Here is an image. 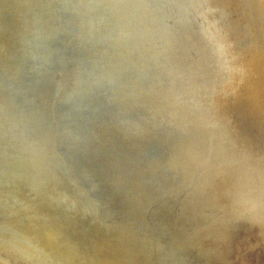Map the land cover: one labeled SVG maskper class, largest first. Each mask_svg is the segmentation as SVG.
Here are the masks:
<instances>
[{
  "label": "rangeland",
  "instance_id": "1",
  "mask_svg": "<svg viewBox=\"0 0 264 264\" xmlns=\"http://www.w3.org/2000/svg\"><path fill=\"white\" fill-rule=\"evenodd\" d=\"M263 15L264 0H0V116L16 114L13 118L18 119L22 115L28 118L32 132L45 152L46 166L53 178L51 186L44 192H37L34 183L28 181L19 184L17 189L0 184V263L80 264L81 261L83 264H110L108 261H112L111 264H264ZM213 45L215 50L210 48ZM204 47L211 53L209 56L214 57L209 58ZM252 51L256 53L253 56ZM249 54L251 58H248ZM201 56L211 63H206ZM171 57L179 66H193L194 72L185 73V79L189 83L192 81L190 90L188 88L192 97L198 93V86L199 89L209 88L210 92L206 91L209 99L203 98L205 91L200 90L202 97L199 93L193 99L195 102L190 103L198 110L194 114L190 110L192 115L184 107L180 110L170 108V113L166 112L172 104L170 86L173 81H169L172 77L169 72ZM195 59L202 61L201 64ZM223 59L225 65L223 61L220 62ZM197 63L204 65L198 67ZM215 64L218 67L214 68ZM197 67L199 71L203 68L199 74ZM204 67L212 74L204 71ZM217 68L221 70L219 74ZM203 75H206L205 78ZM207 76L213 77L209 79ZM220 77L226 81H223L222 84H226L223 87ZM212 79L219 81L209 83L213 82ZM220 86L222 88L219 89ZM215 87L217 91L213 89ZM199 97L202 100L197 101ZM168 100L171 104L166 102ZM151 105H154V109ZM161 106L165 107L164 110ZM196 106H201V112ZM202 107L206 112L209 107L208 112L203 113ZM134 135L146 139L137 143L132 140L131 136ZM165 138L167 142L163 140ZM180 146H189L192 152V158L183 165L170 162L175 147H178V152L183 151L184 147L180 149ZM12 157L9 148L1 149V162ZM260 168L263 172L259 171ZM240 169L238 174L237 170ZM231 173L237 175L233 186L238 184L241 190L245 187L244 196L251 197L247 199L251 202L249 205H255L251 209L252 214L250 206L245 211L237 212L240 211L238 207L241 202L232 205L235 196L233 186L228 183ZM223 199L226 201L224 209L220 207ZM232 206L237 207L236 210ZM242 212L243 216H240ZM32 225L38 232H43L44 228L47 232L40 234ZM194 225L196 229L202 227L203 232L199 234L202 237L195 234V237H191L192 244H189L186 237L187 234L192 236L190 227ZM47 229L51 237L46 234ZM53 235L56 237L53 238ZM40 237L46 241L42 242ZM48 237L52 239L48 241ZM56 238L63 241L58 240L57 243ZM36 239L42 240V245ZM48 242L49 246L45 247ZM73 249L77 250L78 257ZM69 250L71 252L64 253ZM140 253H144V256ZM56 254L63 258V262ZM67 254L72 255L68 257ZM85 257L86 261L83 259ZM140 258L143 259L140 261ZM89 259L94 260L90 262Z\"/></svg>",
  "mask_w": 264,
  "mask_h": 264
},
{
  "label": "bare ground",
  "instance_id": "2",
  "mask_svg": "<svg viewBox=\"0 0 264 264\" xmlns=\"http://www.w3.org/2000/svg\"><path fill=\"white\" fill-rule=\"evenodd\" d=\"M151 1V0H150ZM177 1V0H176ZM211 1V0H210ZM148 2V1H147ZM146 2V3H147ZM156 2V1H155ZM180 2H181V0H180ZM212 3V2H211ZM218 3V2H217ZM254 3V2H253ZM183 4H181V6H182ZM222 5V4H221ZM214 6V5H213ZM225 6V5H224ZM219 7V6H218ZM53 8V7H52ZM159 8H160V6H159ZM196 8V7H195ZM223 8V7H222ZM128 9V8H127ZM170 9V8H169ZM229 9V8H228ZM234 9H235V7H234ZM253 9V8H252ZM214 10V9H213ZM237 10H239V8L237 9ZM186 11V10H185ZM194 12V11H193ZM231 12V11H230ZM239 13V12H238ZM253 13V12H252ZM196 14V13H195ZM237 14V13H236ZM242 14V13H241ZM233 15V14H232ZM248 15V14H247ZM153 16V15H152ZM246 16V15H245ZM264 16V15H263ZM195 17V16H194ZM199 17V16H198ZM227 17H229V16H227ZM230 18H232V17H230ZM151 19V18H150ZM183 19V18H182ZM226 20H227V18H226ZM230 22V21H229ZM178 23V22H177ZM186 23V22H185ZM241 23V22H240ZM193 24V23H192ZM234 24V23H233ZM224 25H225V22H224ZM262 25V24H261ZM250 26V25H249ZM232 27V26H231ZM264 27V26H263ZM50 28V27H49ZM233 28V27H232ZM237 28V27H236ZM227 29H228V27H227ZM255 29V28H254ZM135 30V29H134ZM138 30V29H137ZM193 30V29H192ZM256 31V30H255ZM33 32V31H32ZM40 33V32H39ZM187 33V32H186ZM46 34V33H45ZM127 34V33H126ZM181 34V33H180ZM194 34V33H193ZM204 34V33H203ZM228 34V33H227ZM230 34V33H229ZM188 35V34H187ZM44 36V35H43ZM125 36V35H124ZM132 36H134V35H132ZM131 36V37H132ZM174 36V35H173ZM184 36V35H183ZM195 36V35H194ZM230 36V35H229ZM232 36V35H231ZM262 36V35H261ZM143 37V36H142ZM191 37V36H190ZM260 37V36H259ZM186 38V37H185ZM231 38V37H230ZM242 38V37H241ZM56 39V38H55ZM143 39V38H142ZM141 39V40H142ZM188 39H190V38H188ZM257 39V38H256ZM140 40V39H139ZM185 40V39H184ZM194 40V39H193ZM192 40V41H193ZM196 40H197V38H196ZM195 40V41H196ZM201 40H203V38L201 39ZM206 40V39H205ZM231 40V39H230ZM250 40V39H249ZM253 40V39H252ZM259 40V39H258ZM122 41V40H121ZM191 41V40H190ZM194 41V42H195ZM233 41V40H232ZM238 41V40H237ZM246 41H248L247 39H246ZM185 42V41H184ZM201 41H199V43H200ZM253 42V41H252ZM131 43V42H130ZM183 43V42H182ZM187 43V42H186ZM206 43H207V41H206ZM209 43V42H208ZM245 43V42H244ZM64 44V43H63ZM127 44V43H126ZM181 44V43H180ZM184 44V43H183ZM193 44V43H192ZM203 44V43H202ZM247 44V43H246ZM245 44V45H246ZM51 45V44H50ZM129 45V44H128ZM137 45V44H136ZM155 45V44H154ZM176 45V44H175ZM178 45V44H177ZM201 45V44H200ZM204 45V44H203ZM207 45V44H206ZM205 45V46H206ZM209 45H212V43L211 44H209ZM261 45V44H260ZM114 46V45H113ZM135 46V45H134ZM148 46V45H147ZM159 46V45H158ZM181 46H182V44H181ZM191 46V45H190ZM202 46V45H201ZM215 45H213V46H210V48L212 47H214ZM227 46V45H226ZM233 46V45H232ZM237 46V45H236ZM142 47V46H141ZM149 47H150V45H149ZM179 47V46H178ZM185 47V46H184ZM187 47V46H186ZM185 47V49H187ZM194 47H196L197 48V46H195L194 45ZM199 47V46H198ZM256 47V46H255ZM138 48H140V46L138 47ZM200 48V47H199ZM214 48H216V47H214ZM213 48V49H214ZM146 49V48H145ZM151 49V48H150ZM185 49H183V50H185ZM189 49V48H188ZM198 49V48H197ZM204 50L206 49L205 47L203 48ZM133 50V49H132ZM135 50V49H134ZM147 50V49H146ZM154 50V49H153ZM160 50V49H159ZM178 50V49H177ZM199 50V49H198ZM202 50V49H201ZM208 50V49H207ZM207 50H205L206 52H208L209 53V51H207ZM212 50V49H211ZM215 50V49H214ZM40 51V50H39ZM143 51V50H142ZM187 51H189V50H187ZM192 51V50H191ZM261 51V50H260ZM124 52V51H123ZM139 52V51H138ZM138 52H136V53H138ZM147 52V51H146ZM172 52V51H171ZM176 52V51H175ZM195 52V51H194ZM198 52V51H197ZM216 52H217V50H216ZM219 52V51H218ZM251 52V51H250ZM258 52V51H257ZM71 53V52H70ZM153 53H154V51H153ZM166 53V52H165ZM177 53V52H176ZM192 53V52H191ZM190 53V54H191ZM199 53V52H198ZM207 53V55L209 56L211 53H209L208 54ZM212 53H214L213 51H212ZM246 53V52H245ZM252 53H253V51H252ZM255 53V52H254ZM254 53L252 54V56L254 55ZM119 54V53H118ZM173 54V53H172ZM181 54V53H180ZM203 54H206V53H203ZM221 54V53H220ZM219 54V55H220ZM234 54V53H233ZM256 54V53H255ZM123 55V54H122ZM126 55V54H125ZM141 54H139V56H140ZM187 55V54H186ZM202 55V54H201ZM215 55H218V54H216L215 53ZM222 55H223V53H222ZM237 55V54H236ZM92 56V55H91ZM142 56H144V55H142ZM164 56V55H163ZM162 56V57H163ZM170 56V55H169ZM183 56V55H182ZM193 56H196V55H193ZM206 56V55H205ZM205 56H203L204 58H205ZM212 56V55H211ZM211 56H209V58L211 57ZM238 56V55H237ZM257 56V55H256ZM261 56V55H260ZM49 57V56H48ZM95 57V56H94ZM134 57V56H133ZM147 57V56H146ZM177 57H179V56H177ZM202 57V56H201ZM202 57V58H203ZM212 57H214V56H212ZM55 58V57H54ZM126 58V57H125ZM183 58V57H182ZM191 58H193V57H191ZM218 58V57H217ZM220 58V57H219ZM248 58H251V55L249 54V56H248ZM253 59H254V57H252ZM48 59V58H47ZM120 59V58H119ZM162 59V58H161ZM187 59V58H186ZM206 59V61L208 60V58H205ZM205 59H201V60H205ZM214 59V58H213ZM213 59H212V61H213ZM221 59V58H220ZM256 59V58H255ZM261 58H259V60H260ZM88 60V59H87ZM97 60V59H96ZM111 60V59H110ZM116 60V59H115ZM135 60V59H134ZM144 60V59H143ZM190 60V59H189ZM196 60V59H195ZM198 60H200V59H198ZM215 60H216V58H215ZM257 60H258V56H257ZM256 60V61H257ZM139 61V60H138ZM147 61V60H146ZM193 61H194V59H193ZM223 61V62H222ZM33 62V61H32ZM43 62V61H42ZM94 62V61H93ZM92 62V63H93ZM117 62V61H116ZM125 62V61H124ZM127 62V61H126ZM143 62V61H142ZM145 62V61H144ZM181 62V61H180ZM179 62V63H180ZM196 62H199L200 64H201V62L200 61H197L196 60ZM210 62V60L209 61H207L206 63H209ZM220 62H222L223 64H224V59L223 60H220ZM219 61H218V63H220ZM260 62V61H259ZM258 62V63H259ZM70 63V62H69ZM132 63V62H131ZM146 63V62H145ZM151 63V62H150ZM149 63V65H151ZM188 63H189V61H188ZM211 63V62H210ZM258 63H257V65H258ZM112 64V63H111ZM122 64H124V63H122ZM170 64H171V66H170V73H171V75H172V77L174 78H170L171 80H169V81H173V84H172V86H170V84H169V86L171 87L170 89H171V94H172V98H171V100H172V104L169 102V100L168 101H166L167 103L169 102L171 105H170V107H169V111H166V112H169L170 113V108H173V109H176V110H180L181 109V107L183 108H185L188 112H190L191 113V111H193V114L195 113V112H198V110L197 109H195V107H193L192 105H190V103L192 104V101H194L193 99H194V97L197 95V96H199L198 94L200 93V90L201 91H205L204 93L206 94V96H204L203 98H207V96H210V95H207V93H206V91H208V92H210L209 91V88L208 89H204V88H201V89H199V87L200 86H198V89L197 90H199L198 91V93L197 92H195V93H197V94H195V96L193 95V97L191 96V93H189L188 91L190 90V88L189 87H191L192 86V81L190 82L191 83V86H189V81L188 80H186L185 78H187V77H185V73H189V72H194V68H193V66L192 65H190V66H192V67H190V68H186L184 65H182L181 66V64H180V66H179V64L175 61V59L173 58V57H171L170 58ZM192 64H194V63H192ZM198 64V63H197ZM197 64H195V66H197ZM200 64H198L199 66L198 67H201L202 65H204L203 63H202V65L200 66ZM221 64V63H220ZM220 64H218L219 66H221ZM252 64V63H251ZM260 64H261V66H262V62H260ZM59 65V64H58ZM61 65V64H60ZM82 65V64H81ZM103 65V64H102ZM125 65V64H124ZM123 65V66H124ZM135 65V64H134ZM206 65V64H205ZM225 65V64H224ZM254 65V64H253ZM57 66V65H56ZM112 66V65H111ZM116 66V65H115ZM119 66H121V64L119 65ZM118 66V67H119ZM151 66H153V65H151ZM155 66V65H154ZM194 66V67H195ZM211 66V65H210ZM214 66V65H213ZM264 66V65H263ZM80 67V66H79ZM93 67V66H92ZM98 67V66H97ZM169 67V66H168ZM197 67V73L198 72H201V70L203 69V68H200L201 70L199 71V68ZM203 67V66H202ZM206 67H208V64H207V66ZM215 67H218V66H216V64H215V66H214V68ZM222 67V66H221ZM152 68H154V67H152ZM214 68H212V69H214ZM225 68V67H224ZM255 68H257V66L255 67ZM259 68H260V66H259ZM109 69H111V68H109ZM169 69V68H168ZM219 68H217V73L219 74V72L221 71L220 69L218 70ZM222 69H223V67H222ZM262 69V68H261ZM83 70V69H82ZM139 70V69H138ZM141 70V69H140ZM260 70V69H259ZM116 71V70H115ZM131 71V70H130ZM147 71V70H146ZM204 71H207L206 69H205V67H204ZM213 71V70H212ZM216 71V70H215ZM219 71V72H218ZM222 71H224V70H222ZM226 71V70H225ZM261 71V70H260ZM120 72H121V70H120ZM123 72V71H122ZM129 72V71H128ZM142 72V71H141ZM196 72V71H195ZM207 72H209V71H207ZM211 72V71H210ZM208 73V74H212V72L211 73ZM138 73V72H137ZM148 73V72H147ZM159 73V72H158ZM203 73H205V72H203ZM224 73H226V72H224ZM229 73V72H228ZM184 74V75H183ZM199 74V73H198ZM198 74H196L197 76H198ZM205 74H207V73H205ZM221 74V73H220ZM76 75V74H75ZM140 75V74H139ZM146 75V74H145ZM170 75V74H169ZM192 75V74H191ZM194 75H195V73H194ZM213 75H214V73H213ZM221 75H223V74H221ZM220 75V76H221ZM262 75V74H261ZM122 76V75H121ZM187 76V75H186ZM200 76H202V74L200 73ZM204 76V75H203ZM206 76V75H205ZM205 76H204V78H205ZM260 76V75H259ZM263 76V75H262ZM81 77V76H80ZM113 77H115L114 75H113ZM146 77H147V75H146ZM162 77H163V75H162ZM208 78L210 77V76H207ZM213 76H211L210 78H212ZM216 77H217V74H216ZM218 77H219V75H218ZM261 77V76H260ZM9 78V77H8ZM121 78V77H120ZM143 78V77H142ZM208 78H206L207 80H208ZM209 78V79H210ZM215 78V77H214ZM259 78V77H258ZM95 79V78H94ZM193 79V78H192ZM194 79L196 80V82H199V81H197V80H199V79H197V78H195L194 77ZM205 79V80H206ZM221 79H222V77H220V81H221ZM223 79H225L224 77H223ZM222 79V81H221V84L223 83V80ZM227 79V78H226ZM6 80V79H5ZM141 80V79H140ZM206 80V81H207ZM216 80V79H215ZM229 80V79H228ZM227 80V81H228ZM235 80V79H234ZM7 81H8V79H7ZM6 81V82H7ZM168 81V82H169ZM201 81V80H200ZM211 81H213V82H209V83H215V82H218L219 81V79H217V81H214V79H212ZM4 82V81H3ZM126 82V81H125ZM156 82V81H155ZM193 82H195V81H193ZM224 82H226V81H224ZM9 83H11V81L9 82ZM154 83V82H153ZM208 83V82H207ZM207 83H204V84H207ZM231 83V82H230ZM5 84V83H4ZM7 84V83H6ZM12 84V83H11ZM135 84V83H134ZM141 84V83H140ZM144 84V83H143ZM201 84V83H200ZM202 84H203V82H202ZM201 84V85H202ZM219 84H220V82H219ZM219 84H217V86L219 85ZM225 84V83H224ZM224 84H222V87H223V85ZM233 84H234V82H233ZM149 85V84H148ZM160 85V84H159ZM159 85H157L158 86V88H159ZM194 86H195V84H193ZM196 85H197V83H196ZM226 85V84H225ZM115 86V85H114ZM134 86V85H133ZM169 86H168V88H169ZM203 86V85H202ZM205 86H207L208 87V85H205ZM211 86V85H210ZM209 86V87H210ZM214 86H216V85H214ZM216 86V87H217ZM235 86V85H234ZM8 87V86H7ZM111 87H113V86H111ZM136 87V86H135ZM204 87V86H203ZM213 87V86H212ZM216 87L215 88H213V89H216ZM221 86L219 87V89L220 88H222ZM142 88H143V86H142ZM188 88H189V90H188ZM218 88V87H217ZM227 88L229 89V87L227 86ZM226 88V89H227ZM231 88V87H230ZM12 89H13V86H12ZM145 89H146V87H145ZM166 89V87H164V89H162V91L163 90H165ZM169 89V90H170ZM195 89H196V86H195ZM212 89V88H211ZM7 90V89H6ZM192 90H193V88H192ZM218 89H216L215 91H217ZM223 90H224V88H223ZM243 90V89H242ZM10 91V90H9ZM14 91H15V88H14ZM96 91V90H95ZM117 91V90H116ZM159 91V90H158ZM167 91V90H166ZM213 91V90H212ZM222 91V90H221ZM229 91V90H228ZM13 92V91H12ZM17 92V91H16ZM165 91H163V93H164ZM218 92H220V91H218ZM217 92V93H218ZM241 92V91H240ZM24 93V92H23ZM141 93V92H140ZM155 93H157V92H155ZM193 93H194V90H193ZM204 93H203V95H204ZM212 93V92H211ZM222 93V92H221ZM9 94V93H8ZM17 94V93H16ZM21 94H22V92H21ZM26 94H28V92L26 93ZM71 94V93H70ZM77 94V93H76ZM75 94V95H76ZM125 94V93H124ZM150 94V93H149ZM154 94V93H153ZM160 94V93H159ZM166 95H167V93H165ZM201 94V96L200 97H202V93H200ZM215 94V93H214ZM219 94V93H218ZM231 94V93H230ZM229 94V95H230ZM7 95V94H6ZM17 95H20V94H17ZM139 95V94H138ZM141 95V94H140ZM156 95V94H155ZM224 95V94H223ZM226 95H228V94H226ZM30 96V95H29ZM86 96V95H85ZM145 96V95H144ZM161 96V95H160ZM167 96H170L171 97V95H167ZM215 96V95H214ZM217 96V95H216ZM215 96V97H216ZM235 96V95H234ZM13 97V96H12ZM19 97V96H18ZM22 97V96H21ZM20 97V98H21ZM28 97V96H27ZM64 97V96H63ZM76 97V96H75ZM154 97V96H153ZM152 97V98H153ZM158 97V96H157ZM156 97V98H157ZM199 97V99H197V101L198 100H200L201 98ZM24 98H26L25 97V95H24ZM23 98V99H24ZM62 98V97H61ZM145 98V97H144ZM149 98V97H148ZM151 98V99H152ZM155 98V97H154ZM161 98V97H160ZM169 98V97H168ZM197 98V97H196ZM205 98V99H206ZM210 97H208L207 99H209ZM212 98V97H211ZM225 98H226V96H225ZM9 99V98H8ZM22 99V100H23ZM32 99V98H31ZM165 99H167L166 97H165ZM206 99V100H207ZM213 99V98H212ZM27 100V99H26ZM116 100V99H115ZM122 100V99H121ZM138 100H140V99H138ZM196 100V99H195ZM202 100V99H201ZM237 100V99H236ZM9 101V100H8ZM19 101H21V99L19 100ZM19 101H15V102H18L19 103ZM24 101H25V99H24ZM24 101H22V102H24ZM59 101V100H58ZM145 101H146V99H145ZM213 101V100H212ZM10 102H11V100H10ZM33 103H34V100L32 101ZM60 102V101H59ZM164 102V101H163ZM195 102V101H194ZM200 102V101H199ZM202 102V101H201ZM200 102V103H201ZM206 102V101H205ZM215 102V101H214ZM246 102V101H245ZM3 103V102H2ZM14 103V102H13ZM17 103V104H18ZM27 103H29V102H27ZM58 103V102H57ZM102 103V102H101ZM110 103V102H109ZM109 103H107V104H109ZM155 103H157V102H155ZM154 103V104H155ZM165 103V102H164ZM216 103V102H215ZM24 103H22L21 105H23ZM30 104H31V102H30ZM29 104V105H30ZM99 104V103H98ZM127 104V103H126ZM135 104V103H134ZM139 104V103H138ZM158 104V103H157ZM199 103H197V105H198ZM203 104V103H202ZM206 104H207V102H206ZM26 105V104H25ZM28 105V104H27ZM26 105V106H27ZM137 105V104H136ZM162 105V104H161ZM194 106H195V104H193ZM208 105H210V103L208 104ZM225 105V104H224ZM10 106H12V105H10ZM14 106V105H13ZM16 106V105H15ZM14 106V107H15ZM18 107H19V105H17ZM35 106V105H34ZM33 106V107H34ZM91 106V105H90ZM139 106V105H138ZM154 106V105H153ZM153 106L151 105V107H152V109H154L153 108ZM163 106V105H162ZM161 106V107H162ZM165 106V105H164ZM215 106V105H214ZM213 106V107H214ZM21 108H22V106H20ZM33 107H32V109H33ZM84 107V106H83ZM102 107V106H101ZM121 107V106H120ZM158 107V106H157ZM167 107V106H166ZM196 107H198V106H196ZM199 107H201V106H199ZM198 107V108H199ZM212 107V106H211ZM2 108V107H1ZM30 108V107H29ZM136 108V107H135ZM159 108V107H158ZM165 108V107H164ZM164 108L162 107V109L164 110ZM183 108V109H184ZM190 108V109H189ZM204 107H202V109H203ZM209 108V107H208ZM207 108V112H208V109ZM230 108V107H229ZM19 109V108H18ZM110 109V108H109ZM167 109V108H166ZM6 110V109H5ZM14 110H16V109H14ZM29 110V109H28ZM117 110V109H116ZM163 110H162V112H163ZM191 110V111H190ZM199 110H200V108H199ZM206 110V109H205ZM217 110V109H216ZM239 110V109H238ZM24 110H21L20 112H23ZM33 111V110H32ZM71 111V110H70ZM152 111V110H151ZM159 111V110H158ZM186 111V112H187ZM218 111V110H217ZM6 112V111H5ZM7 112H8V110H7ZM142 112V111H141ZM173 112V111H172ZM171 112V113H172ZM184 112V111H183ZM185 112V113H186ZM200 112H201V110H200ZM203 113L204 112H206V111H204V109H203V111H202ZM206 112V113H207ZM17 113V112H16ZM30 113V112H29ZM28 113V114H29ZM189 113V114H190ZM217 113V112H216ZM220 113V112H219ZM218 113V114H219ZM241 113V112H240ZM19 114V113H18ZM89 114V113H88ZM155 114V113H154ZM164 114V113H163ZM181 114V113H180ZM201 114V113H200ZM217 114V115H218ZM227 114V113H226ZM16 115V114H15ZM14 115V116H15ZM20 115V114H19ZM25 115V114H24ZM27 115V114H26ZM32 115H34V114H32ZM36 115V114H35ZM172 115V114H171ZM177 115V114H176ZM191 115H192V113H191ZM197 115H198V113H197ZM221 115V114H220ZM254 115V114H253ZM14 116H12V114H9V115H1L0 116V153H1V149L3 148V147H7V148H9L10 150H11V153H12V158H8V159H4V160H2V162L0 161V184H2V183H4V184H8L9 186H11V188H18L19 187V184H21L22 182L23 183H25V182H33L34 184V186L36 187L35 188V190H38L37 192H44V191H47L46 189H48L50 186H51V179H53V178H51V175H50V172L48 171V169H47V166H46V155H45V152L41 149V147H40V144H39V141L36 139V137H35V133L34 132H32V127H31V124H30V121L28 120V118H24V117H22L21 116V118H13ZM28 116V115H27ZM70 116V115H69ZM105 116V115H104ZM111 116V115H110ZM173 116V115H172ZM182 116V115H181ZM201 116V115H200ZM205 116V115H204ZM207 116V115H206ZM257 116V115H256ZM26 117V116H25ZM34 117V116H33ZM37 117V116H36ZM151 117V116H150ZM159 117V116H158ZM189 117V116H188ZM191 117V116H190ZM195 117V116H194ZM197 118L199 117V116H196ZM217 117V116H216ZM219 117V116H218ZM232 117V116H231ZM13 118V119H12ZM38 118V117H37ZM184 118V117H183ZM203 118V117H202ZM227 118V117H226ZM89 119V118H88ZM100 119V118H99ZM145 119V118H144ZM191 119V118H190ZM220 119V118H219ZM235 119V118H234ZM33 120V119H32ZM127 120V119H126ZM143 120V119H142ZM173 120V119H172ZM179 120V119H178ZM200 120V119H199ZM202 120V119H201ZM218 120V119H217ZM35 121H36V119H35ZM111 121V120H110ZM161 121V120H160ZM206 121H208V120H206ZM213 121V120H212ZM219 121V120H218ZM235 121V120H234ZM38 122H39V120H38ZM112 122V121H111ZM128 122V121H127ZM161 122H163V121H161ZM244 122V121H243ZM40 123V122H39ZM107 123V122H106ZM154 123V122H153ZM175 123V122H174ZM258 123V122H257ZM130 124V123H129ZM202 124V123H201ZM242 124V123H241ZM35 125V124H34ZM151 125V124H150ZM200 125V124H199ZM235 125V124H234ZM234 125H233V127H234ZM249 125V124H248ZM259 125V124H258ZM138 126V125H137ZM215 126V125H214ZM34 127V126H33ZM36 127H37V125H36ZM40 127V126H39ZM38 127V128H39ZM211 127V126H210ZM217 127V126H216ZM219 127V126H218ZM232 127V126H231ZM124 128V127H123ZM149 128H151V127H149ZM207 128V127H206ZM236 128V127H235ZM38 130V129H37ZM131 130H132V128H131ZM205 130V129H204ZM210 131V130H209ZM223 131V130H222ZM225 131V130H224ZM153 132V131H152ZM170 132V131H169ZM217 132V131H216ZM226 132V131H225ZM195 133V132H194ZM239 133V132H238ZM244 133V132H243ZM127 134H128V132H127ZM187 134V133H186ZM196 134H198V133H196ZM212 134V133H211ZM226 134V133H225ZM151 135V134H150ZM233 135V134H232ZM128 136H129V134H128ZM202 136V135H201ZM258 136H259V134H258ZM132 137V140L133 141H135V142H143L144 140L143 139H146L145 137H143V136H136V135H134V136H131ZM148 137L149 136H147V139H148ZM152 137V136H151ZM154 137V136H153ZM152 137V138H153ZM157 137V136H156ZM155 137V138H156ZM163 137H165V136H163ZM188 137V136H187ZM205 137V136H204ZM228 137V136H227ZM230 137V136H229ZM235 137V136H234ZM38 138V137H37ZM128 138V137H127ZM202 138V137H201ZM223 138V137H222ZM247 138V137H246ZM151 139V138H150ZM157 139V138H156ZM227 139V138H226ZM230 139H231V137H230ZM229 139V140H230ZM131 140V139H130ZM161 140V139H160ZM163 140H165L166 142H167V140H166V138L165 139H163ZM192 140V139H191ZM223 140V139H222ZM233 140V139H232ZM236 140V139H235ZM150 141V140H149ZM152 141V140H151ZM154 141V140H153ZM152 141V142H153ZM190 142V141H189ZM237 142V141H236ZM134 143V142H133ZM160 143H163V142H160ZM165 143V142H164ZM163 143V144H164ZM196 143V142H195ZM222 142H220V145H222L221 144ZM231 143V142H230ZM230 143H229V145H230ZM234 143V142H233ZM232 143V144H233ZM158 144V143H157ZM162 144V145H163ZM166 145V144H165ZM184 145V144H183ZM185 145H187L186 143H185ZM193 145V144H192ZM219 145V144H218ZM234 145V144H233ZM256 145V144H255ZM246 146V145H245ZM179 147V146H178ZM178 147H175L176 149H175V151H172V154L173 155H171V159H170V162H173V163H175V164H185L186 162H188V159H190V158H192L191 157V150H190V147L188 146H185V147H187L186 149L187 150H185L184 151V149H185V147L184 146H180V149H181V147L183 148L184 147V149H183V151H180V152H178L177 151V148ZM203 147V146H202ZM201 147V148H202ZM238 147V146H237ZM243 147H244V145H243ZM66 148V147H65ZM165 148V147H164ZM173 148H174V146H173ZM192 148V147H191ZM240 148V147H239ZM67 149V148H66ZM195 149V148H194ZM233 149H235V148H233ZM216 150V149H215ZM242 150V149H241ZM250 150V149H249ZM249 150H247V151H249ZM72 151V150H71ZM85 151V150H84ZM162 151V150H161ZM195 151V150H194ZM193 151V152H194ZM235 151H236V149H235ZM238 151V150H237ZM252 151V150H251ZM86 152V151H85ZM165 152V151H164ZM183 152V153H182ZM107 153V152H106ZM235 153V152H234ZM247 153V152H246ZM248 153H250V152H248ZM252 154H254L253 152H251ZM166 154V153H165ZM167 154H169V153H167ZM233 154V153H232ZM252 154H250V155H252ZM258 154V153H257ZM76 155V154H75ZM209 155V154H208ZM226 155V154H225ZM249 155V156H250ZM241 156V155H240ZM244 156H245V154H244ZM254 156V155H253ZM6 157H7V155H6ZM5 156H4V158H6ZM224 157V156H223ZM222 157V158H223ZM229 157V156H228ZM235 157V156H234ZM248 157V156H247ZM252 157V156H251ZM85 158V157H84ZM170 158V157H169ZM221 158V157H220ZM232 158V157H231ZM240 158V157H239ZM161 159V158H160ZM210 159V158H209ZM243 159H244V157H243ZM242 159V160H243ZM250 159V158H249ZM248 159V160H249ZM162 160H163V158H162ZM201 160V159H200ZM208 160V159H207ZM227 159H225V161H226ZM229 160V159H228ZM234 160H235V158H234ZM240 160V159H239ZM255 160V159H254ZM264 160V159H263ZM225 161H223V162H225ZM249 161H251V160H249ZM4 162V163H3ZM85 162V161H84ZM223 162H222V164H223ZM227 162V161H226ZM256 162V161H255ZM254 162V163H255ZM17 163V164H16ZM103 163V162H102ZM191 164H192V161L190 162ZM218 163H221L220 161L218 162ZM233 163V162H232ZM241 163V162H240ZM239 163V164H240ZM94 164V163H93ZM231 164V163H230ZM242 164V163H241ZM89 165V164H88ZM95 165V164H94ZM116 165V164H115ZM217 165V164H216ZM229 165V164H228ZM247 165V164H246ZM250 165V164H249ZM252 165H254L255 167H256V165L255 164H253L252 163ZM193 166H195V164L193 165ZM218 166H220V167H222L220 164L218 165ZM227 166V165H226ZM237 166V165H236ZM241 166V165H240ZM242 166H244L245 167V165H242ZM254 166H251L250 168H252V167H254ZM259 166H260V163H259ZM83 167V166H82ZM180 167V166H179ZM223 167H225V166H223ZM244 167H241V168H244ZM66 168V167H65ZM80 168V167H79ZM181 168V167H180ZM212 168V167H211ZM237 168V167H236ZM240 167H238V169H239ZM259 168V167H258ZM264 168V167H263ZM63 169V168H62ZM87 169V168H86ZM106 169V168H105ZM116 169V168H115ZM171 169V168H170ZM213 169V168H212ZM232 169V168H231ZM244 169H246V168H244ZM253 169V168H252ZM252 169H250V170H252ZM255 169V168H254ZM253 169V170H254ZM262 168H260L259 169V171L261 170ZM67 170V169H66ZM72 170V169H71ZM77 170V169H76ZM96 170V169H95ZM183 170H185V169H183ZM198 170V169H197ZM210 170V169H209ZM218 170H221L220 168L218 169ZM249 170V171H250ZM256 170H257V168H256ZM75 171V170H74ZM93 171V170H92ZM225 171V170H224ZM238 171H241V169L240 170H237V173H238ZM242 171H243V169H242ZM245 171V170H244ZM248 171V170H247ZM246 171V172H247ZM262 171V170H261ZM263 171H264V169H263ZM262 171V172H263ZM85 172V171H84ZM214 172V171H213ZM234 172H235V170H234ZM252 172V171H251ZM257 172H258V170H257ZM256 172V173H257ZM197 173V172H196ZM223 173V172H222ZM226 174L227 173H230V171L229 172H225ZM243 173H245V172H243ZM260 173V172H259ZM100 174V173H99ZM190 174H192V173H190ZM194 174V173H193ZM220 174V173H219ZM239 174V173H238ZM254 174V173H253ZM216 175H218V174H216ZM230 175V174H229ZM241 175H242V173H241ZM249 175V174H248ZM94 176V175H93ZM210 176V175H209ZM218 176H221V175H218ZM223 176V175H222ZM237 176V175H236ZM236 176H235V174H232L231 173V175L230 176H228V180H229V184H231V186H233V183H234V181L236 182ZM250 176V175H249ZM240 177V176H239ZM251 177V176H250ZM259 177H260V175H259ZM264 177V176H263ZM83 178H84V176H83ZM98 178V177H97ZM117 178V177H116ZM225 178V177H224ZM245 178H247V177H245ZM244 178V179H245ZM71 179V178H70ZM76 179V178H75ZM91 179V178H90ZM241 179V178H240ZM250 179V178H249ZM252 179V178H251ZM256 179H257V177H256ZM152 180V179H151ZM225 180H226V178H225ZM237 180H239V179H237ZM241 180H243V179H241ZM261 180H263V179H261ZM149 181V180H148ZM207 181V180H206ZM249 181V180H248ZM253 181V180H252ZM53 182V181H52ZM87 182H88V180H87ZM200 182V181H199ZM216 182V181H215ZM225 182V181H224ZM238 182V181H237ZM240 182H243V181H240ZM239 182V183H240ZM256 182V181H255ZM262 182V181H261ZM264 182V181H263ZM210 183V182H209ZM219 183V182H218ZM227 183V184H228ZM254 183V182H253ZM85 184V183H84ZM217 184V183H216ZM240 184H242V183H240ZM249 184H250V182H249ZM206 185V184H205ZM212 185H214V184H212ZM225 185V184H224ZM238 184H236V186H233V187H231V188H233L232 190H233V193H234V195L233 196H235V201L232 203V205H235V203L236 202H241V204H239V205H241L240 207H238L237 206V204H236V206L238 207V208H240V211H237V212H241V210H243V211H245L246 209H248V207L250 206V210L251 209H253L252 207H255V205L254 206H252V205H249L251 202H249V198H251V197H245L244 195V193H245V187H243L244 189H242V190H244V192L241 190V187L239 188L238 186H237ZM243 185V184H242ZM251 185V184H250ZM249 185V186H250ZM98 186V185H97ZM157 186V185H156ZM222 186V185H221ZM254 186V185H253ZM260 186V185H259ZM94 187V186H93ZM206 187H207V185H206ZM211 187V186H210ZM255 187V186H254ZM204 188V187H203ZM229 188V187H228ZM234 188H236V190H234ZM238 188H239V190H238ZM259 188V187H258ZM13 189V190H14ZM148 189V188H147ZM246 189H248V188H246ZM256 189V188H255ZM241 190V191H240ZM258 190V189H257ZM150 191V190H149ZM249 191H251L250 189H249ZM249 191H247V194H249L248 192ZM161 192V191H160ZM226 192H227V189H226ZM228 192H230V190L228 191ZM252 192V191H251ZM263 192V191H262ZM195 193V192H194ZM225 193V192H224ZM231 193V192H230ZM233 193H231V194H233ZM253 193V192H252ZM255 193V192H254ZM101 194V193H100ZM134 194V193H133ZM145 194V193H144ZM139 195V194H138ZM222 195V194H221ZM250 196H251V194H249ZM253 195V194H252ZM104 196V195H103ZM152 196V195H151ZM202 196V195H201ZM216 196V195H215ZM225 196V195H224ZM227 196V195H226ZM259 196V195H258ZM199 197V196H198ZM212 197V196H211ZM228 197H230V195L229 196H227V198ZM244 197V198H243ZM255 197V196H254ZM254 197H252V198H254ZM110 198V197H109ZM174 198V197H173ZM237 198V199H236ZM131 199V198H130ZM158 199V198H157ZM207 199V198H206ZM225 199V198H224ZM223 199V200H224ZM234 199V197H232V200ZM219 199H217V201H218ZM24 201V200H23ZM41 201V200H40ZM108 201V200H107ZM118 201V200H117ZM207 201V200H206ZM230 200H228L227 202H229ZM252 201H253V199H252ZM255 201V200H254ZM253 201V202H254ZM259 201V200H258ZM25 202V201H24ZM259 202H261V201H259ZM41 203V202H40ZM207 203V202H206ZM216 203H218V202H216ZM220 203H221V201H220ZM20 204H21V202H20ZM119 204V203H118ZM203 204V203H202ZM215 204V203H214ZM219 204V203H218ZM222 204V203H221ZM223 204H224V206H223ZM222 205H220V207L222 206L223 207V209L224 208H226L225 207V205H226V201L224 200V203H223ZM264 204V203H263ZM26 205V204H25ZM228 205V204H227ZM230 205V204H229ZM129 206V205H128ZM217 206V205H216ZM132 207V206H131ZM219 207V208H220ZM236 207V208H237ZM259 207V206H258ZM124 208V207H123ZM230 208H231V206H230ZM232 208H234V210H236V208L235 207H233L232 206ZM245 208V209H244ZM181 209V208H180ZM198 209V208H197ZM229 209V208H228ZM254 209H256V211L258 210L257 208H254ZM123 210V209H122ZM126 210V209H125ZM177 210V209H176ZM210 210V209H209ZM233 210V211H234ZM239 210V209H238ZM261 210V209H260ZM263 210V209H262ZM215 211V210H214ZM218 211H220V210H218ZM230 210H228V212H229ZM231 212H232V210H231ZM181 213V212H180ZM200 213V212H199ZM223 213V212H222ZM225 214H226V212H224ZM254 213L255 212H253V215H254ZM256 213H258V212H256ZM198 214V213H197ZM207 214V213H206ZM235 214H237L236 212H235ZM239 214V213H238ZM237 214V215H238ZM243 214V212L240 214V216H243L242 215ZM246 214H248V213H246ZM251 214H252V210H251ZM261 213L259 212V215H260ZM262 214H263V212H262ZM188 215V214H187ZM228 215H229V213H228ZM233 215V214H232ZM11 216V215H10ZM145 216H147V215H145ZM175 216V215H174ZM254 216H256V215H254ZM254 216H253V218H254ZM13 217V216H12ZM203 217L204 216H202V219H203ZM211 217V216H210ZM221 217V216H220ZM227 217V216H226ZM234 217V216H233ZM250 217H252V216H250ZM259 217V216H258ZM263 217V216H262ZM198 218V217H197ZM196 218V219H197ZM212 218H213V215H212ZM260 219H261V216L259 217ZM258 218V219H259ZM24 219V218H23ZM175 219V218H174ZM177 219V218H176ZM183 219V218H182ZM242 219V218H241ZM71 220V219H70ZM186 220V219H185ZM210 221H211V218L209 219ZM222 220V219H221ZM226 220V219H225ZM225 220H223L224 222H225ZM250 220V219H249ZM262 220H263V218H262ZM15 221H17V220H15ZM24 221V220H23ZM22 221V222H23ZM172 221H173V219H172ZM183 221V220H182ZM187 221V220H186ZM186 221H184V222H186ZM214 221V220H213ZM239 221V220H238ZM245 221V220H244ZM25 222V221H24ZM174 222V221H173ZM202 222V221H201ZM248 222V221H247ZM4 223H6V222H4ZM19 223V222H18ZM192 223V222H191ZM203 223V222H202ZM226 223V222H225ZM231 223V222H230ZM2 224V223H1ZM7 224V223H6ZM17 224V223H16ZM15 224V225H16ZM27 224H29V222L27 223ZM190 224V223H189ZM192 224H196V223H192ZM224 224V223H223ZM8 225V224H7ZM12 225H14V224H12ZM20 225H21V221H20ZM19 225V226H20ZM23 225V224H22ZM182 225H183V223H182ZM184 225H186V224H184ZM191 225V224H190ZM204 225V224H203ZM206 225V224H205ZM227 225V224H226ZM25 226V225H24ZM28 226V225H27ZM29 226H30V224H29ZM29 226H28V229H29ZM35 225H32L31 227L33 228ZM37 226V225H36ZM231 226V225H230ZM3 227V226H2ZM20 227H22V226H20ZM26 227V226H25ZM193 227V228H192ZM192 227H190V229H192V236H191V234H187V237H186V241H187V243H191L192 244V239H191V237H195V234H197V235H199V234H202V232H203V230L201 229L202 227H200V229H199V227L196 229V226L194 225V226H192ZM213 227H214V225H213ZM220 227V226H219ZM243 227V226H242ZM7 228V227H6ZM34 228H36V227H34ZM40 228V227H39ZM207 228V227H206ZM210 228V227H209ZM4 229V228H3ZM45 229V228H44ZM44 229H43V232H47V231H44ZM184 229V228H183ZM245 229V228H244ZM259 229V228H258ZM1 230V229H0ZM7 230V229H6ZM30 230H33V229H30ZM39 230V229H38ZM40 230H41V228H40ZM48 230V229H47ZM176 230V229H175ZM200 230V231H199ZM33 231H35V230H33ZM36 231H37V228H36ZM35 231V232H36ZM190 231V230H189ZM205 231V230H204ZM216 231V230H215ZM220 231H221V229H220ZM258 231V230H257ZM3 232H4V230H3ZM7 232V231H6ZM9 232V231H8ZM26 232H27V230H26ZM38 232V231H37ZM43 232H38V233H43ZM101 232V231H100ZM218 232V231H217ZM29 233V232H28ZM38 233H36L35 235H37ZM49 233H50V231L48 230V233H46V234H48L49 235ZM186 233V232H185ZM214 233V232H213ZM223 233V232H222ZM9 234V233H8ZM15 234V233H14ZM22 234V233H21ZM39 234V235H40ZM51 234V233H50ZM54 234V233H53ZM82 234V233H81ZM194 234V235H193ZM210 234V233H209ZM208 234V235H209ZM221 234V233H220ZM237 234V233H236ZM30 235V234H29ZM39 235H38V237H39ZM42 235H45V234H42ZM41 235V236H42ZM52 235V234H51ZM51 235H49V237H51ZM54 235H56V234H54ZM54 235H53V238H55L54 237ZM216 235V234H215ZM222 235V234H221ZM248 235V234H247ZM9 236V235H8ZM11 236V235H10ZM26 236V235H25ZM30 236H32V235H30ZM46 236V235H45ZM84 236V235H83ZM119 236V235H118ZM200 236V238L202 237V235H199ZM205 236V235H204ZM34 237V239H35V236H33ZM43 237V236H42ZM48 237V241L50 240V239H52V238H49ZM198 236H196V238H197ZM206 237V236H205ZM13 238H14V236H13ZM22 238V237H21ZM36 238H37V236H36ZM41 238V237H40ZM45 238V237H44ZM196 238H194V239H196ZM241 238V237H240ZM16 239V238H15ZM42 240H37V241H39V243H41V245H42V242H44V241H46V240H44L43 238H41ZM45 239H47V237L45 238ZM57 239V238H56ZM113 239V238H112ZM124 239V238H123ZM193 239V240H194ZM199 239V238H198ZM242 239V238H241ZM248 239H249V237H248ZM19 240V239H18ZM22 240V239H21ZM27 240V239H26ZM58 240H61V238L59 239H57V243H58ZM94 240V239H93ZM118 240V239H117ZM125 240V239H124ZM24 241V240H23ZM42 241V242H41ZM63 241V239L61 240V242ZM88 241H92V240H88ZM197 241V240H196ZM199 241V240H198ZM197 241V242H198ZM217 241V240H216ZM262 241V240H261ZM21 242V241H20ZM29 242V241H28ZM50 242H53V241H50ZM64 242H66L65 240H64ZM63 242V243H64ZM94 242V241H93ZM97 242V241H96ZM109 242V241H108ZM177 242V241H176ZM200 242H201V240H200ZM130 243V242H129ZM234 243V242H233ZM30 244V243H29ZM38 244V242L35 244V245H37ZM49 242L46 244L47 246H45V247H48L49 245ZM51 244V243H50ZM53 245H54V242L52 243ZM51 244V245H52ZM56 244V243H55ZM100 244V243H99ZM196 244H198V243H196ZM200 244V243H199ZM237 244V243H236ZM31 245V244H30ZM50 245V247H52ZM97 245V244H96ZM102 245V244H101ZM109 245V244H108ZM207 245V244H206ZM216 245V244H215ZM264 245V244H263ZM31 246H33V245H31ZM58 246V245H57ZM59 246H61V245H59ZM59 246H58V248H59ZM70 246H72L71 244H70ZM69 246V247H70ZM136 246V245H135ZM188 246V245H187ZM235 246V245H234ZM251 246V245H250ZM35 247V246H34ZM65 247V246H64ZM94 247V246H93ZM39 248V247H38ZM61 249H64V248H62V246L60 247ZM66 248H67V246H66ZM76 248V247H75ZM98 248H99V246H98ZM129 248V247H128ZM163 248V247H162ZM165 248V247H164ZM47 249V248H46ZM55 249V248H54ZM105 249V248H104ZM52 251H53V248L51 249ZM58 249H56V251H57ZM60 250V249H59ZM67 249H65L64 251H66ZM70 250H71V248H70ZM68 251V252H64V253H69V252H71V251ZM74 250V249H73ZM83 250V249H82ZM119 250V249H118ZM121 250V249H120ZM263 250V249H262ZM45 251V250H44ZM47 251H49L48 249H47ZM77 251V250H76ZM75 250L73 251V252H76ZM104 251V250H103ZM105 251H106V249H105ZM109 251V250H108ZM136 251V250H135ZM264 251V250H263ZM46 252V251H45ZM55 252V251H54ZM53 252V253H54ZM59 252V251H58ZM61 252V251H60ZM121 252V251H120ZM140 252V251H139ZM243 252V251H242ZM44 253V252H43ZM49 253V252H48ZM52 253V252H51ZM53 253H52V255H53ZM57 253V252H56ZM77 253V252H76ZM80 253V252H79ZM94 253V252H93ZM95 253H96V251H95ZM100 253V251L98 252V254ZM136 253V252H135ZM165 253V252H164ZM169 253V252H168ZM212 253V252H211ZM55 254V253H54ZM143 255L144 253H140V255ZM151 254V253H150ZM167 254V253H166ZM186 254V253H185ZM206 254V253H205ZM237 254V253H236ZM46 255V254H45ZM59 255V254H58ZM63 255H66V254H63ZM62 255V256H63ZM69 254H67V256H68ZM70 255H72V254H70ZM69 255V256H70ZM78 255V253L75 255V256H77ZM97 255V254H96ZM121 255V254H120ZM137 255H138V253H137ZM137 255H135V256H137ZM139 255V256H140ZM141 255V256H142ZM181 255V254H180ZM255 255V254H254ZM56 256H57V254H56ZM61 256V257H62ZM66 256V257H67ZM68 256V257H69ZM81 256H82V254H81ZM92 256V255H91ZM114 256H115V254H114ZM144 256V255H143ZM182 256V255H181ZM194 256V255H193ZM256 256H258V255H256ZM57 257H59V259H61L60 258V256H57ZM67 257V258H68ZM78 257V256H77ZM80 257V256H79ZM100 257V256H99ZM104 257V256H103ZM111 257V256H110ZM138 257V256H137ZM43 258V257H42ZM71 258L74 260V258L71 256ZM70 258V260L72 261V259ZM119 258H121V256L119 257ZM123 258V257H122ZM245 258V257H244ZM44 259V258H43ZM47 259V258H46ZM63 259V258H62ZM62 259L60 260L61 262H63L62 261ZM66 259V258H65ZM69 259V258H68ZM75 259H77L76 257H75ZM84 260L86 259V257L85 258H83ZM113 259H115V257L113 258ZM143 259V258H142ZM141 258H140V261L142 260ZM178 259V258H177ZM50 260V259H49ZM79 260H81V258H79ZM79 260H75V262L76 261H79ZM83 260V261H84ZM88 260V259H87ZM90 260V259H89ZM94 260V259H93ZM93 260H90V262L92 261L93 262ZM120 260V259H119ZM126 260V259H125ZM189 260H191V259H189ZM57 261H59V260H57ZM82 261V262H83ZM86 261V260H85ZM116 261V260H115ZM194 261V260H193ZM51 262V261H50ZM67 262V261H66ZM96 262V261H95ZM103 262H105V261H102V263ZM112 263V261H108V263ZM123 262H124V260H123ZM263 263H264V259H263V261H262ZM53 263V262H52ZM74 263V262H73ZM80 264H83V263H81V261L79 262ZM94 263V262H93ZM92 263V264H93ZM97 263V262H96ZM95 263V264H96ZM110 263V264H111ZM114 263V262H113ZM116 263V262H115ZM114 263V264H115ZM122 263V262H121ZM130 263V262H129ZM141 263H144L143 261L141 262ZM182 263V262H181ZM1 264V263H0ZM58 264V263H57ZM65 264H67V263H65ZM76 264V263H75ZM78 264V263H77ZM86 264H88V263H86ZM91 264V263H90ZM104 264V263H103ZM118 264V263H117ZM127 264V263H126ZM225 264V263H224ZM247 264V263H246Z\"/></svg>",
  "mask_w": 264,
  "mask_h": 264
}]
</instances>
